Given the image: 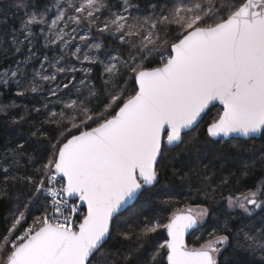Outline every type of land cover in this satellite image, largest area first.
<instances>
[{"label": "snow or ice", "instance_id": "snow-or-ice-1", "mask_svg": "<svg viewBox=\"0 0 264 264\" xmlns=\"http://www.w3.org/2000/svg\"><path fill=\"white\" fill-rule=\"evenodd\" d=\"M52 8L54 18L47 15L49 7L25 10L21 32L31 44L34 29L41 26L45 47L57 46L62 54L43 57L41 71L26 89H41L36 77L50 85V94L62 107L51 111L46 122L62 131L36 170L38 178H25L30 194L25 210L0 236V264H115L105 245L118 214L159 182L165 151L183 144L210 106L220 107L207 124V137L264 135V0H165L161 6L152 4L143 16L133 14L139 10L133 0H119L118 7L108 0H54ZM93 29L114 37L127 56L116 49L102 52L100 43L91 42ZM172 31L176 35L169 38ZM13 43L19 52L23 41ZM93 50L105 59L89 55ZM28 52L26 62L35 55L31 47ZM152 53L160 56L158 66L145 63L154 59ZM65 54L81 65H103L102 91L107 95L102 110L92 103L98 94L89 84L91 68L62 63ZM46 64L54 71L48 73ZM19 70V65L5 70L0 79L7 85L11 78L19 85ZM78 71L84 75L77 86ZM68 73L73 75H65L67 83H57V74ZM63 89L68 91L60 95ZM189 146H198L195 137ZM2 171L8 175L7 168ZM41 199L40 215L17 235L29 206ZM227 203L248 216L255 209L264 212V184L228 196ZM207 215V208L176 207L166 223H145L136 238L166 232L153 264H219L227 235L213 233L191 248L185 240ZM243 238L247 248L264 255V227L257 236L246 232Z\"/></svg>", "mask_w": 264, "mask_h": 264}, {"label": "trees", "instance_id": "trees-1", "mask_svg": "<svg viewBox=\"0 0 264 264\" xmlns=\"http://www.w3.org/2000/svg\"><path fill=\"white\" fill-rule=\"evenodd\" d=\"M108 2L118 7L119 0ZM19 3L29 7L18 9L16 5ZM53 3L54 0H0V73L16 70L17 65L20 66L17 76L19 85L11 78L7 85L0 79V236L7 233L16 214L25 210L31 189L25 178H38L36 170L46 161L51 145L56 143L62 131L56 125L46 122L51 111L59 112L62 107L57 102L58 97L50 94V85L36 77V82L42 85L41 89L36 93L26 90L33 83L35 73L41 71L42 58L47 56L51 60L62 54L59 47L50 46L46 49L45 43L35 40V37L29 44L21 32L25 10L40 12L49 7L51 11L47 15L54 18L56 9L52 8ZM133 3L139 5V10L133 9V14L143 16L151 11L152 4L161 6L165 0H133ZM175 35V31H172L169 38ZM90 36L100 40L106 52L116 49L127 56V49L114 37L101 34L95 29ZM14 39L23 41L19 45V52L15 50L17 45L13 43ZM29 47L35 55L30 62H26L30 55ZM151 56L154 59L146 60L145 63L149 67L158 66L159 54L152 53ZM73 62L77 68H91L89 84L95 86L98 94L92 103L99 104L102 110V101L107 95L102 91L103 65H81L74 59ZM45 68L48 73L54 71L47 64ZM65 75L73 74H57V83H67ZM83 75L80 71L74 74L77 86ZM67 91L63 89L60 95ZM18 92L24 94L17 95ZM83 94H87V89L83 90ZM71 98H75V95ZM217 110L218 107L210 110L199 128L185 136L183 144L165 151L159 163V182L114 222L112 235L105 247L111 252L115 264H153L152 256L158 244L167 238L166 232L160 230L139 240L136 234L141 232L145 223H166L176 207L187 206L209 210L205 223L187 240L190 248L196 247L194 237L201 236L207 241L213 238V233L227 235L229 242L219 256V264H264L262 251L247 248L248 242L243 238L246 232L258 235L260 228L264 227V212L255 209L248 216L240 210L230 209L226 203L228 196H238L264 184V135L250 141H212L207 137L205 129ZM194 137L198 146L191 148L189 142ZM3 168L8 169V175L2 171ZM44 203L41 199L29 206L25 213L26 220L18 227L19 232L31 226L34 217L40 215ZM122 233H128L130 238L125 239ZM128 256L131 259L125 260Z\"/></svg>", "mask_w": 264, "mask_h": 264}, {"label": "rangeland", "instance_id": "rangeland-1", "mask_svg": "<svg viewBox=\"0 0 264 264\" xmlns=\"http://www.w3.org/2000/svg\"><path fill=\"white\" fill-rule=\"evenodd\" d=\"M46 27V26H45ZM61 27H63V25H61ZM35 30V32L37 33L36 34V36H35V40L37 39V41H43L44 43H45V39H44V37L40 34V29L39 30H37L36 28L34 29ZM67 31H71V29L69 28V29H67ZM81 34H84L83 32L81 33ZM66 39H67V37H65ZM77 42H78V38H77ZM91 42L92 43H100L101 45H102V52H106L105 50H104V45H103V43L100 41V40H96V39H94L93 37H91ZM46 49H49V47H45ZM85 51H87V48H85L84 49ZM89 55H97L98 56V60H104L105 59V56L103 55V54H97V53H95V51L93 50V52H90L89 53ZM67 56V54H65V59H64V61H65V63H72V64H75L74 62H73V59H70L69 57H66ZM64 63V62H63ZM226 203H227V200H226ZM227 205H228V203H227ZM229 207V206H228ZM193 208H196V207H193ZM200 208H202V207H200ZM230 208V207H229ZM230 209H232V210H240V211H242L241 209H239V208H230ZM257 210V209H256ZM243 212V211H242ZM208 214H209V210H208ZM208 216V215H207ZM207 216L206 217H204L203 218V220H202V223H201V225H200V227L205 223V221H206V219H207ZM19 227V226H18ZM24 230H22V231H18L17 230V235L18 234H21L22 232H23ZM199 237V238H198ZM198 237H194L193 238V243L196 245V247H199L200 246V244L201 243H203V242H205L204 241V238L203 237H201V236H198ZM226 246V245H225ZM225 246H223V248L225 247ZM223 248H222V250H223Z\"/></svg>", "mask_w": 264, "mask_h": 264}, {"label": "water", "instance_id": "water-1", "mask_svg": "<svg viewBox=\"0 0 264 264\" xmlns=\"http://www.w3.org/2000/svg\"><path fill=\"white\" fill-rule=\"evenodd\" d=\"M219 108L220 106L218 105V104H216L215 106H210V110H212V109H214V108ZM209 110V111H210ZM208 111V112H209ZM206 116V115H205ZM204 116V117H205ZM204 119V118H203ZM203 121V120H202ZM201 121V122H202ZM262 135H258V136H256V137H252V138H245V137H238V136H233V137H227V138H216L215 140H213L212 138H210L212 141H219V140H223V141H229V140H231V139H239V140H243V141H250V140H258V139H260V137H261ZM175 148V147H174ZM155 186V185H154ZM153 186V187H154ZM139 199V198H138ZM138 199H136L135 201H133L128 207H126L125 209H123L122 211H121V213H119L118 214V216L120 217L121 215H123L130 207H132L134 204H135V202L138 200ZM198 230V229H197ZM197 230H194L192 233H190V234H188V235H186V237H185V240H186V243H187V240H188V238L193 234V233H195Z\"/></svg>", "mask_w": 264, "mask_h": 264}]
</instances>
